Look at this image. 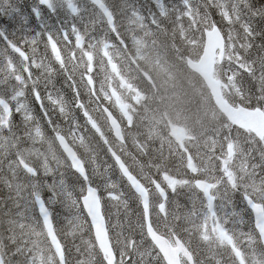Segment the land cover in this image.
I'll return each mask as SVG.
<instances>
[{
  "label": "snow or ice",
  "instance_id": "snow-or-ice-1",
  "mask_svg": "<svg viewBox=\"0 0 264 264\" xmlns=\"http://www.w3.org/2000/svg\"><path fill=\"white\" fill-rule=\"evenodd\" d=\"M146 8L0 0V264H264V0ZM146 18L187 19L223 43L216 102L229 116L206 151L181 154L173 167L129 163L110 146L101 158L67 140L92 123L78 58L119 37L125 20ZM60 75L71 100L56 87Z\"/></svg>",
  "mask_w": 264,
  "mask_h": 264
},
{
  "label": "trees",
  "instance_id": "trees-1",
  "mask_svg": "<svg viewBox=\"0 0 264 264\" xmlns=\"http://www.w3.org/2000/svg\"><path fill=\"white\" fill-rule=\"evenodd\" d=\"M111 1L116 2V3L119 2V0H115V1L111 0ZM135 2L137 3V6H139V7L140 6L145 7L144 12L146 14V11H147L146 5L150 3V0H147L146 2H143L142 0H135ZM25 3H26V1H25ZM153 10H155V9L153 8ZM125 22H127V21L125 20ZM121 27L122 28H120V30L122 32L124 27H123V25H121ZM132 27L135 30L140 31L143 34H145L146 36L150 37L149 39H152V40H150V43H151L150 46L145 50L146 51L145 56L148 58V61L146 62L145 65H141L140 62H138V68L141 67V69H142L141 71H139V76L137 78V82L139 84V87L144 88L145 90H148L147 84L149 83V79H151V77L153 76V73L150 74L149 71L146 70V67L153 68L155 72L160 73L163 78L167 79L168 77H167L166 72H165V70L167 71L166 68H174L178 65V67H181L183 69V71L186 73L185 79L181 78V77H179V79H178L180 92H182V94H184V95L186 94L189 99H186L185 101H182L181 99H179L178 101L175 102V104H176L175 106H177L180 109L184 105V103H188V105L192 104V106L190 108H188L189 116H191L193 121L198 120V121H201V124H203V122L200 118V114L203 110L206 111L204 109L205 107H203V106H210L211 105V100L208 96L206 98L197 97V96L195 97V94L190 87H192L193 84H195V85L199 84L200 81L196 77H194L195 81L193 83H191V81L187 80V77H189V75H191V74L181 64L182 62L180 59V56L184 55V54L186 56H191V57L199 56L201 51H202V45H203L202 41L199 38L191 35L192 32H187L186 26H184V27H183V25L181 26L180 23L176 22L173 19H162L159 24H153L146 18L144 20V24L142 26H140L139 24H133ZM200 27L203 29V26H200ZM168 33H170V34H168ZM136 37L139 39V36L136 35ZM127 41H128V46H131L132 44H129V38H127ZM221 68L222 67L220 66L217 69V75L218 76L219 75L224 76V73H223ZM164 85L167 86V83L165 82ZM61 86H63L65 88V90H68V92L70 91V89L65 87L64 84H61V85L57 84L56 85L57 88H59ZM167 106H169V105L164 106L166 111H167ZM156 110H157V108H156ZM172 111H173V109L170 112H172ZM149 112H152V110H149L148 113ZM146 122H152L153 123V121H150L149 119H146ZM191 128L194 131L197 139L194 141L195 146L190 148V152L192 154H195L197 151L200 152L201 150H206V147L204 146V144H202L203 143L202 142L203 136L201 134L200 129L196 126H193V125H191ZM140 137L143 138L142 133L140 134ZM139 144H142V145H139ZM171 145H173V148L170 149L172 152L168 148ZM179 146H180V144L176 143L175 141L172 143H166L163 146H161V145H158V143H154L151 139H143V140L139 141L138 144L134 148L131 149L130 155H128V156L123 155V156L126 160H128L129 163H133L132 157H135L136 161H138L140 163L146 164L149 160L156 163V160H157L158 163L164 164L167 167H173L178 162L179 157L181 155V153H179V151H178ZM106 150L107 149L90 148V151H94V152L98 153L101 156V158H104V154H105ZM154 156H156L155 157L156 159L154 158ZM157 156H158V158H157ZM162 156H164V157H162ZM154 159H155V161H154ZM168 159H169V161H167ZM162 160H163V163L160 162ZM113 178L116 179L117 177L114 176ZM77 243H79V240L77 241Z\"/></svg>",
  "mask_w": 264,
  "mask_h": 264
},
{
  "label": "rangeland",
  "instance_id": "rangeland-1",
  "mask_svg": "<svg viewBox=\"0 0 264 264\" xmlns=\"http://www.w3.org/2000/svg\"><path fill=\"white\" fill-rule=\"evenodd\" d=\"M142 10L143 11L145 10L144 6H143ZM119 20H123V18L119 17ZM123 23H122V25H123V27H125L124 28V33L126 34V38H129V44H132L134 42V40H135V38H134L135 34L133 32H128V31L126 33L125 32L126 29L129 30V28L127 27L128 23L125 22V21ZM143 24H144V21L141 24H139V25L142 26ZM73 41H74V38H73ZM114 93H116V92L112 91L111 95L114 94ZM107 95L110 96V94H107ZM130 97H131V99L133 101L137 102L139 100L138 94H133V92H131V91H128L126 94L125 93L124 94L120 93V95H118L116 97H114V96L110 97L111 99H113V100H111L112 109H114L115 112H117L115 114L118 115V119L122 123H124V122L126 123V128H128V129H129L130 124H132V123H130V121H131V118H132L133 109L135 108L134 105L129 100ZM99 99L100 98H98V97L96 99H93V97H92L91 98V103L88 104V110H89L90 116H93V114H95V116L97 118L96 125L97 124L101 125V123H102V117H101V115L98 114V102L100 101ZM85 100H86V98H85ZM210 116L211 115H209V113L204 111V110L201 112L200 118H201L204 126H208V125H211L213 123V121L211 120ZM163 121H164V123L167 126V128H165V129L167 130V133L171 137L176 139L177 136H180V141L183 140V139L184 140H188L186 137H184V133H183L182 128L180 126L176 125V121L175 120L167 119V117H165ZM152 126L156 128V130L154 131V134H155V137H156L155 140L163 139V137H164L163 130L158 128L155 124L152 125ZM151 130H153V129H151ZM151 132H153V131H151ZM194 145H195L194 142H190L188 144L189 147L194 146ZM182 148H183V150L186 153L187 149H186V147L183 146V144H182ZM85 237H87L86 234H85Z\"/></svg>",
  "mask_w": 264,
  "mask_h": 264
},
{
  "label": "bare ground",
  "instance_id": "bare-ground-1",
  "mask_svg": "<svg viewBox=\"0 0 264 264\" xmlns=\"http://www.w3.org/2000/svg\"><path fill=\"white\" fill-rule=\"evenodd\" d=\"M115 1V0H114ZM124 24V23H123ZM127 24V23H126ZM122 25V24H121ZM132 26V25H131ZM125 28V27H124ZM124 28H123V30H124ZM166 28V27H165ZM174 28V27H173ZM177 29V28H176ZM127 30V29H126ZM163 30V29H162ZM179 31V30H178ZM127 33V32H126ZM153 33V32H152ZM163 33V32H162ZM168 34H170V33H168ZM165 36V35H164ZM180 36V35H179ZM176 37V36H175ZM152 40V39H151ZM155 40V39H154ZM169 40V39H168ZM183 43V42H182ZM164 44V43H163ZM146 52V51H145ZM179 54V53H178ZM148 56V55H147ZM180 61V60H179ZM178 66V65H177ZM79 70V69H78ZM78 71H76V73H75V78L77 79V81H78V83L80 82V75H79V73H77ZM56 83L57 84H59V85H61V84H64V77H63V75H60V76H58L57 78H56ZM56 84V85H57ZM59 89H61L62 91H63V93L65 94V96H66V98L67 99H71L72 98V91H71V89H70V91L68 92V90H65V88L63 87V86H61V87H59ZM82 92H84V89L82 88ZM86 99H87V97H85ZM198 101V100H197ZM161 104V105H160ZM157 105H160V107H161V109L163 110V112H165L166 114H172V112H174V111H172V112H170L171 110L169 109V108H167V111L165 110V105H171V102H168V101H165V102H160V101H156V102H153V107H156ZM192 105V104H191ZM194 106V105H193ZM170 110V111H169ZM197 111V110H196ZM193 115V114H192ZM144 123H146V125L148 126V127H152V125H154V123H152V122H146V120L144 121ZM203 138V137H202ZM201 141V140H200ZM196 143V142H195ZM199 144V143H198ZM203 144V143H202ZM199 149V148H198ZM196 150V149H195ZM171 151V150H170ZM172 152V151H171ZM170 152V153H171ZM161 156V155H160ZM159 156V157H160ZM165 156V155H164ZM164 156H162V157H164ZM156 156H154V158H155ZM153 158V157H152ZM157 158H158V156H157ZM168 158V157H167ZM148 159V158H147ZM156 159V158H155ZM155 159H154V161H155ZM167 161H169V159L167 160ZM156 162H157V160H156ZM160 162H162L163 163V160L162 161H160ZM171 162V161H170ZM164 165V164H163Z\"/></svg>",
  "mask_w": 264,
  "mask_h": 264
},
{
  "label": "water",
  "instance_id": "water-1",
  "mask_svg": "<svg viewBox=\"0 0 264 264\" xmlns=\"http://www.w3.org/2000/svg\"><path fill=\"white\" fill-rule=\"evenodd\" d=\"M207 55H208V52H207V50L205 49V52H204L203 57H204V56H207ZM193 68H194L195 70L201 72V71L197 68L196 65H194ZM202 74H203V76H204L206 82H207L208 85L210 86V88H211V90H212V93H213V95H214V97H215V101H216V100H217V94H218V92H219V88L216 87L214 83H212V81H211V79H210V76H211V73H210V72L205 71L204 73L202 72ZM227 114H229V112H227ZM107 115H108V117H110V119H111V115H110V113H108ZM232 116L235 117V119H238V120H241V121H243V120L246 119V117H245L242 113H238V112H236V113H232ZM115 123H116V122H115Z\"/></svg>",
  "mask_w": 264,
  "mask_h": 264
},
{
  "label": "flooded vegetation",
  "instance_id": "flooded-vegetation-1",
  "mask_svg": "<svg viewBox=\"0 0 264 264\" xmlns=\"http://www.w3.org/2000/svg\"><path fill=\"white\" fill-rule=\"evenodd\" d=\"M25 1H26L25 6H27L28 4L32 3L31 0H25ZM76 71H78L77 73H79V75L81 74L80 70L77 69ZM152 109H155V107H153Z\"/></svg>",
  "mask_w": 264,
  "mask_h": 264
}]
</instances>
